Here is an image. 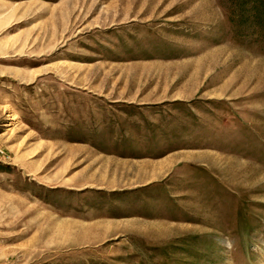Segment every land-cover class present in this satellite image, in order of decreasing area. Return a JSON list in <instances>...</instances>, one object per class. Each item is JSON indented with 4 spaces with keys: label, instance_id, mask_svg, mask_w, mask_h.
Segmentation results:
<instances>
[{
    "label": "rangeland",
    "instance_id": "1",
    "mask_svg": "<svg viewBox=\"0 0 264 264\" xmlns=\"http://www.w3.org/2000/svg\"><path fill=\"white\" fill-rule=\"evenodd\" d=\"M0 264H264V0H0Z\"/></svg>",
    "mask_w": 264,
    "mask_h": 264
}]
</instances>
